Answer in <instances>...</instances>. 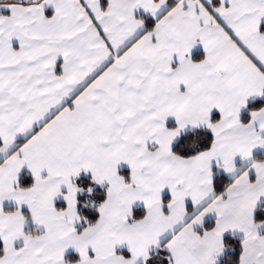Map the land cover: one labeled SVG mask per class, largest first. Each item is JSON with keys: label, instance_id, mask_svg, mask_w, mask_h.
Returning <instances> with one entry per match:
<instances>
[{"label": "snow or ice", "instance_id": "1", "mask_svg": "<svg viewBox=\"0 0 264 264\" xmlns=\"http://www.w3.org/2000/svg\"><path fill=\"white\" fill-rule=\"evenodd\" d=\"M0 264H264V0H0Z\"/></svg>", "mask_w": 264, "mask_h": 264}]
</instances>
